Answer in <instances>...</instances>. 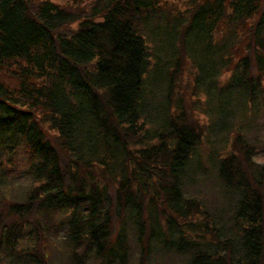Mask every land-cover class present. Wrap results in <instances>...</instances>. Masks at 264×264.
I'll return each mask as SVG.
<instances>
[{
  "label": "trees",
  "instance_id": "trees-1",
  "mask_svg": "<svg viewBox=\"0 0 264 264\" xmlns=\"http://www.w3.org/2000/svg\"><path fill=\"white\" fill-rule=\"evenodd\" d=\"M263 108L264 0H0V264H264Z\"/></svg>",
  "mask_w": 264,
  "mask_h": 264
},
{
  "label": "rangeland",
  "instance_id": "rangeland-1",
  "mask_svg": "<svg viewBox=\"0 0 264 264\" xmlns=\"http://www.w3.org/2000/svg\"><path fill=\"white\" fill-rule=\"evenodd\" d=\"M55 1H59V0H55ZM203 73H206V71H203ZM188 91L191 90L190 87L187 86ZM202 99H206L205 95H202ZM207 100L209 101V96H207ZM211 102H213V104L215 102H218V97H215L214 95H211ZM203 101V100H202ZM256 104L260 107H262V102L260 100H258L256 102ZM233 106H236V104H234ZM244 108V110L241 111V109H237V108H233L232 110L230 108H226L225 109V114H220L219 112L217 113H213L214 110L212 111V113L209 112H205V113H201L200 117L202 120H204L207 123L211 124V119H214V125H213V129L215 130L213 132V136H209L210 138V143L209 144H205L203 146V148H200V158L198 160H195L194 163L191 166V177L192 179L190 180V188H189V192L195 195H200L201 197H207L210 200H218V191L219 188L221 187L219 182L217 181L216 177H217V161L216 159H213V156L210 155L211 152H215L216 148L218 146H223L225 147V145L228 143L230 137L232 136V133L230 132L231 127L229 126L230 121L232 120V122L237 123L239 122L238 119V115H248L246 112H250L252 111L250 107ZM153 112L155 113H159L158 111H156V109L153 106ZM229 114V115H227ZM259 117L261 120H258L257 118H255V116H253V114H251V117L253 118H249L248 120L252 122H254L253 124H256L255 122L258 121V123H264V108L262 109V111L259 112ZM242 118V116H241ZM237 127L238 124H237ZM236 127V128H237ZM253 127V125H252ZM263 128V126H262ZM255 131L254 135H251V139L254 141L257 137L256 133L259 131H257L256 125H255ZM259 138L261 139L262 143H264V128L262 129L261 132H259ZM228 148L230 149V146L228 145ZM256 161L257 162H261L264 163V150L262 152H260L259 154L256 155ZM23 159H20V161H22ZM24 164V163H23ZM30 177L29 175H25L24 178L20 179L21 181L26 180L29 181ZM222 212H224V209L221 210ZM221 212V213H222ZM156 243L153 244V252H152V256L149 259V264H164L165 262V255L164 258H161V255L163 254V251L166 252L167 254L173 257H171L169 259V264H172L173 261H175L176 264V257H174V255L170 254L169 252L165 251L162 248L161 244H157ZM63 250V249H62ZM62 250H59L57 248L54 249L53 251V255H54V264H62L65 257L64 255L61 253ZM65 252V250H64ZM165 253V254H166ZM108 258H105L104 261H107ZM135 264V263H134Z\"/></svg>",
  "mask_w": 264,
  "mask_h": 264
}]
</instances>
